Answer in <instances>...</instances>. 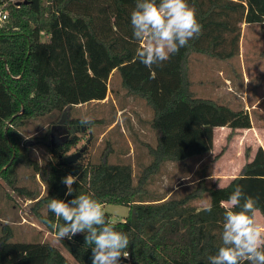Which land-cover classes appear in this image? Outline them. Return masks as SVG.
<instances>
[{
    "label": "trees",
    "instance_id": "obj_1",
    "mask_svg": "<svg viewBox=\"0 0 264 264\" xmlns=\"http://www.w3.org/2000/svg\"><path fill=\"white\" fill-rule=\"evenodd\" d=\"M187 2L196 9L202 32L188 42L180 55V86L165 107L159 110L148 92L122 83L129 94L144 100L153 111L149 126L155 133V145L141 143L147 146L151 162L141 168L134 181L129 164L109 163V143L96 164H84L82 155L73 163L61 164L76 148V135L58 137L55 128L49 127L41 136L25 141L21 132L28 123L56 114L61 126L65 112L106 99L110 76L135 60L141 44L133 37L130 22L136 0H0V6L6 3L7 14L0 24V182L32 201V213L54 236L49 223L63 221L48 210L51 198L67 202L86 194L102 206L126 207L128 213L122 222H112L105 213L107 222L117 231L126 232L130 240L129 255L127 259L121 257L120 264H209L208 257L222 245L227 209L221 202L237 185L246 195L258 198L256 207L264 220L261 148L252 157L251 151L246 152L250 159L239 175L222 188L206 184L207 166L201 165L188 187L170 188L163 194L149 190L162 165L179 161L165 151L160 119L172 114L180 103L191 108L212 106L211 102L196 98L192 91L190 56L202 55L216 61L234 58L238 55L242 24L259 25L264 40V0ZM80 121L68 119L63 129L68 126L75 132H85L99 123L96 120L82 125ZM36 145L44 147L50 156L44 165L30 157V150ZM19 167L31 171L33 179L39 178L44 187L42 195L18 182ZM69 174L78 177V181L72 185V196L66 197L61 181ZM203 200L206 205L197 206ZM209 205L210 212L206 210ZM84 235L59 240L76 264H92L91 248L85 245ZM12 238L11 228L2 225L0 264H71L47 243L11 242Z\"/></svg>",
    "mask_w": 264,
    "mask_h": 264
},
{
    "label": "rangeland",
    "instance_id": "obj_2",
    "mask_svg": "<svg viewBox=\"0 0 264 264\" xmlns=\"http://www.w3.org/2000/svg\"><path fill=\"white\" fill-rule=\"evenodd\" d=\"M252 45L254 49H264V42L255 41ZM180 50L162 66H154L153 69L146 68L135 58L131 65L120 67L110 76L107 96L103 103L84 104L65 112V119L61 122V126H64L68 119L82 120L84 117H90L91 121L99 122L88 127L85 132H82L83 130L75 132L68 126L63 131L59 128V137L65 135L67 138L76 135L79 139L76 148L72 149L69 155L80 154L84 164H96L109 143L112 149L108 157L109 163L129 164L132 167L135 181L141 168L151 162L147 146L142 144L155 145V133L149 126L153 111L144 100L129 94L122 83L124 82L130 89L139 88L145 92V89H148L151 97V93L157 92L160 79L164 83L171 74H174L176 63L180 59ZM190 57L189 74L190 80L194 83L205 82L206 78H209L212 64L219 63V61L214 62L201 55ZM245 59L246 61L251 60L254 56L246 55ZM230 65L236 66V60ZM152 72L155 73L154 76ZM257 76H253L251 80L248 96H251L252 85ZM202 87L200 89L194 87L193 90L197 92L196 98L207 97L206 88ZM170 90L165 88L159 102L151 98L159 110H162L169 101L172 94L168 96ZM166 96H168L167 100H165ZM182 107L188 108L189 106L184 104ZM176 110L172 114L163 116L159 123L163 126V144L166 153L176 156L179 161L162 165L160 173L155 176L149 190L163 194L170 188L188 187L196 178L193 173L201 165L207 166L209 176L205 182L208 186L216 188L226 186L239 175L242 166L250 159V155L252 157L254 150L247 145L249 137L246 133L235 132L228 127L224 131L220 126H224L225 121L209 119L208 116L212 115L207 113L205 108L199 107V110L187 111L186 114L182 110L177 112ZM59 118V114H56L28 123L21 132L23 139L30 141L31 138L39 137L49 127L57 129ZM216 125L219 126L216 127ZM247 151H251L249 158L246 156ZM30 157L40 165L50 160L46 149L38 145L32 146ZM17 179L27 189L37 191L40 195L44 193L42 183L38 177L33 179L31 171L19 167ZM32 205L33 202L26 196L12 192L2 181L0 182V227L7 225L11 228L13 233L11 242L47 243L58 249L71 264H76L61 247L59 240L48 232L34 216L31 211ZM205 205V200L197 204L200 207ZM102 207L104 213L109 214L110 220L114 223L122 222L128 213V209L123 206L104 205ZM259 226L264 231L262 224Z\"/></svg>",
    "mask_w": 264,
    "mask_h": 264
},
{
    "label": "clouds",
    "instance_id": "obj_3",
    "mask_svg": "<svg viewBox=\"0 0 264 264\" xmlns=\"http://www.w3.org/2000/svg\"><path fill=\"white\" fill-rule=\"evenodd\" d=\"M133 37L140 41L136 59L148 69L162 66L177 54L188 42L198 38L202 25L196 18V9L187 0H136L130 15ZM154 72L152 75L154 76ZM80 123L88 125L90 117ZM78 177L71 174L62 178L65 196H72V187ZM243 201V203H242ZM258 198L246 195L237 185L222 205L227 209L221 234L222 245L216 254L208 257L209 264H264V231L254 217L260 210ZM239 208V211L234 209ZM48 210L63 223H49L57 240H71L77 234H85V245L91 248L92 264H120L127 259L130 240L126 232L117 231L105 218L100 202L86 194L68 200L51 198ZM211 211V205L206 209Z\"/></svg>",
    "mask_w": 264,
    "mask_h": 264
},
{
    "label": "crops",
    "instance_id": "obj_4",
    "mask_svg": "<svg viewBox=\"0 0 264 264\" xmlns=\"http://www.w3.org/2000/svg\"><path fill=\"white\" fill-rule=\"evenodd\" d=\"M246 35L248 36L245 38ZM255 41L264 42L260 32V26L242 24L240 26L238 56L228 61H219L217 64L213 63L209 78H206L205 82L201 81L194 83L193 80L191 82L195 97L197 92L193 90L194 87L200 89V87L203 86L202 88H206L205 90L208 93L207 97H199V99L211 102L212 106L201 105L199 107L205 108L207 113L212 115L208 116L209 119L225 121L224 126H220L224 131H226L228 127L231 130H235V132L246 133L249 137V143H247V145L254 151L257 148H261L264 152V57L261 56V52L264 51V49H254L252 43H255ZM183 51L184 48L180 50V54ZM246 55L254 56V59L246 61V59L244 60ZM194 56L197 55L194 54ZM235 60L236 66L232 67L230 63ZM213 61L216 62V60ZM178 63L179 61L176 63L177 66L174 74H171L164 83L161 82L162 79H160L157 92L151 93V98H153L155 102L160 101L161 93L165 92V88L171 89L168 92V96L179 88L180 78L179 72L177 71L179 69ZM131 64L132 63L126 65L129 66ZM256 75L258 76L252 85L251 96H248L251 80L253 76ZM145 90L150 93L148 89ZM168 96H166L165 100H167ZM104 101L92 102L89 104H99ZM182 106H184V103H180L177 106L176 112L182 110V112L186 114L187 111L199 110V107L183 108ZM218 126L216 125V127ZM254 219L258 225L262 224L264 227V220L259 212L256 213Z\"/></svg>",
    "mask_w": 264,
    "mask_h": 264
},
{
    "label": "water",
    "instance_id": "obj_5",
    "mask_svg": "<svg viewBox=\"0 0 264 264\" xmlns=\"http://www.w3.org/2000/svg\"><path fill=\"white\" fill-rule=\"evenodd\" d=\"M80 157V154H72L67 157H65L64 161H61V164L65 163H73L75 160H77Z\"/></svg>",
    "mask_w": 264,
    "mask_h": 264
},
{
    "label": "built area",
    "instance_id": "obj_6",
    "mask_svg": "<svg viewBox=\"0 0 264 264\" xmlns=\"http://www.w3.org/2000/svg\"><path fill=\"white\" fill-rule=\"evenodd\" d=\"M5 6H6V3H3V5L0 6V24L7 19V14L4 9Z\"/></svg>",
    "mask_w": 264,
    "mask_h": 264
},
{
    "label": "flooded vegetation",
    "instance_id": "obj_7",
    "mask_svg": "<svg viewBox=\"0 0 264 264\" xmlns=\"http://www.w3.org/2000/svg\"><path fill=\"white\" fill-rule=\"evenodd\" d=\"M59 128H60V130H62V131L65 130V129H63L64 126H59L57 129H55V130H56L55 132H56L57 136H58V134L60 133V132H59ZM51 136H52V135H51ZM51 136H50V137H51ZM58 137H59V136H58Z\"/></svg>",
    "mask_w": 264,
    "mask_h": 264
}]
</instances>
